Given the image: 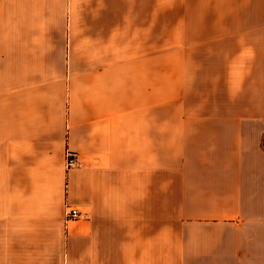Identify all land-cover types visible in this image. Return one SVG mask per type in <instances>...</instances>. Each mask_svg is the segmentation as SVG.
Listing matches in <instances>:
<instances>
[{
	"label": "crops",
	"instance_id": "0c3cea01",
	"mask_svg": "<svg viewBox=\"0 0 264 264\" xmlns=\"http://www.w3.org/2000/svg\"><path fill=\"white\" fill-rule=\"evenodd\" d=\"M156 27L0 0V264H264V0H198L173 63Z\"/></svg>",
	"mask_w": 264,
	"mask_h": 264
},
{
	"label": "rangeland",
	"instance_id": "374dc122",
	"mask_svg": "<svg viewBox=\"0 0 264 264\" xmlns=\"http://www.w3.org/2000/svg\"><path fill=\"white\" fill-rule=\"evenodd\" d=\"M198 0H155L157 62L169 64L180 54L174 46H195V24ZM223 103V102H219ZM195 104V102H191ZM221 107H227L222 104ZM234 107H244L239 100Z\"/></svg>",
	"mask_w": 264,
	"mask_h": 264
},
{
	"label": "built area",
	"instance_id": "2783aa9c",
	"mask_svg": "<svg viewBox=\"0 0 264 264\" xmlns=\"http://www.w3.org/2000/svg\"><path fill=\"white\" fill-rule=\"evenodd\" d=\"M66 162L68 167L79 165L76 154L71 151H67L66 153ZM87 217H88L87 213L77 208H68V210L66 211L67 219H86Z\"/></svg>",
	"mask_w": 264,
	"mask_h": 264
}]
</instances>
